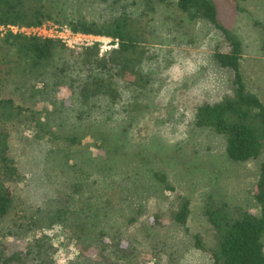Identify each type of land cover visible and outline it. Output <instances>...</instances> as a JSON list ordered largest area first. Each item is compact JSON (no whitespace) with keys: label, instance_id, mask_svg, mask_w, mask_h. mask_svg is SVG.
Here are the masks:
<instances>
[{"label":"trees","instance_id":"obj_1","mask_svg":"<svg viewBox=\"0 0 264 264\" xmlns=\"http://www.w3.org/2000/svg\"><path fill=\"white\" fill-rule=\"evenodd\" d=\"M156 1L189 20L207 21L226 41L212 57L229 71V86L216 101L195 106L194 126L222 136L230 160L262 155L251 206L205 194L201 214L213 242L208 245L201 234L192 233L193 247L212 264H264V103L243 79L241 43L219 21L214 0ZM65 2L0 0V24L53 20L118 40L116 47L98 54L95 45L71 51L50 38L9 33L0 38V264H46L57 241L84 251L104 249L100 235L114 232L129 242L132 254L136 239L127 236L119 217L145 192L174 191L164 171L149 165L157 153L149 155L131 133L147 109L143 92L159 80L154 70L163 55L151 50L137 16L126 7L107 20H92L57 9ZM128 73L142 77L134 82ZM178 200L172 221L187 232L190 201L184 195ZM138 204L126 223L144 212ZM108 256L106 261L114 263ZM153 259L147 263L160 264Z\"/></svg>","mask_w":264,"mask_h":264},{"label":"rangeland","instance_id":"obj_2","mask_svg":"<svg viewBox=\"0 0 264 264\" xmlns=\"http://www.w3.org/2000/svg\"><path fill=\"white\" fill-rule=\"evenodd\" d=\"M214 1L219 21L241 43L243 79L264 103V0ZM122 7L137 16L136 25L145 30L143 35L151 42V50L164 58L161 67L154 70L159 79L154 89L143 92L141 101L147 103V109L140 112L131 133L149 155L157 153L149 165L164 171L174 191L157 193L152 184L150 191L155 194L146 196L145 192L133 198L135 203H129L124 217H119L127 236L136 239L132 254L128 253L129 242L114 232L100 235L104 249L102 245L84 251L80 245L66 247L57 241L46 264H110L106 261L109 254L115 260L112 264H135L139 259L141 264H148L153 257L160 264H212L206 253L193 247L190 235L199 233L208 245L213 242L201 214L203 198L213 192L227 202L251 206V190L262 159L261 155L243 162L230 160L222 136L193 124L195 106L201 101H216L229 86V71L219 68L212 57L215 48H224L226 41L207 21L189 20L156 0H66L57 9L70 16L107 20ZM127 76L134 82L142 77L139 73ZM179 195L190 201L187 232L172 221ZM138 202L144 212L137 215L136 222L126 223ZM149 223L157 226L151 228ZM22 247V243L16 246Z\"/></svg>","mask_w":264,"mask_h":264},{"label":"built area","instance_id":"obj_3","mask_svg":"<svg viewBox=\"0 0 264 264\" xmlns=\"http://www.w3.org/2000/svg\"><path fill=\"white\" fill-rule=\"evenodd\" d=\"M34 36L42 39H54L63 46L80 50L86 46L95 45L99 54L117 46V38H111L105 35H94L72 30L66 23H59L53 20H46L33 25L21 24H0V38L6 34Z\"/></svg>","mask_w":264,"mask_h":264}]
</instances>
